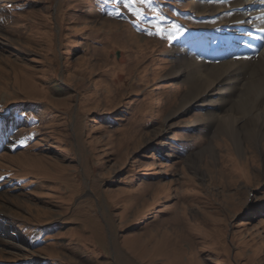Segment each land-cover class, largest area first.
<instances>
[{
  "label": "rangeland",
  "instance_id": "obj_1",
  "mask_svg": "<svg viewBox=\"0 0 264 264\" xmlns=\"http://www.w3.org/2000/svg\"><path fill=\"white\" fill-rule=\"evenodd\" d=\"M229 2L0 0V264H264V134L183 75Z\"/></svg>",
  "mask_w": 264,
  "mask_h": 264
},
{
  "label": "bare ground",
  "instance_id": "obj_2",
  "mask_svg": "<svg viewBox=\"0 0 264 264\" xmlns=\"http://www.w3.org/2000/svg\"><path fill=\"white\" fill-rule=\"evenodd\" d=\"M229 6L230 13L226 14L229 19H227L228 23L225 25V29L213 31L214 40H210L208 43V45L212 43L210 46L214 45L216 48L215 41L219 39L218 43L222 42L227 46H223L219 52L214 54L215 56H212L213 58L205 57L206 54H204L202 63L205 66L203 68L195 62L192 63V60L187 62V69L183 75L186 77V82L190 84V91H195V95L192 96L193 101L199 106L207 98L214 96L216 92L220 97L225 98L220 113L219 108L215 106L218 113L213 115L220 133L225 132V134L234 136L245 133L259 137L260 134H264V114L258 111V108L262 107L261 104L264 103V24L261 25L260 31L241 35L243 43L247 44L243 45L246 53L237 52V49L230 44L231 39L234 35L240 36L238 33H247L252 28L251 25L246 24L247 22L240 23L238 18L240 19L239 15L242 12L237 11L236 8L243 10L250 6H256V4L251 0L247 3L231 0ZM205 38L202 35L198 42L202 43ZM254 41L257 44L251 46L250 42ZM234 54L237 55L233 59L234 61L226 60L227 57ZM188 99L189 97L183 99L182 106L190 105L191 101ZM232 114L237 115H235V120H233Z\"/></svg>",
  "mask_w": 264,
  "mask_h": 264
},
{
  "label": "snow or ice",
  "instance_id": "obj_3",
  "mask_svg": "<svg viewBox=\"0 0 264 264\" xmlns=\"http://www.w3.org/2000/svg\"><path fill=\"white\" fill-rule=\"evenodd\" d=\"M157 34H159V30H158V33Z\"/></svg>",
  "mask_w": 264,
  "mask_h": 264
}]
</instances>
